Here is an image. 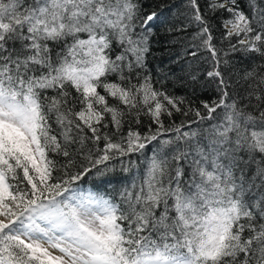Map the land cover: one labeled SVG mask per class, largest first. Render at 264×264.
Instances as JSON below:
<instances>
[{"label": "snow or ice", "instance_id": "obj_1", "mask_svg": "<svg viewBox=\"0 0 264 264\" xmlns=\"http://www.w3.org/2000/svg\"><path fill=\"white\" fill-rule=\"evenodd\" d=\"M0 264H264V0H0Z\"/></svg>", "mask_w": 264, "mask_h": 264}, {"label": "trees", "instance_id": "obj_2", "mask_svg": "<svg viewBox=\"0 0 264 264\" xmlns=\"http://www.w3.org/2000/svg\"><path fill=\"white\" fill-rule=\"evenodd\" d=\"M145 5V11H157L158 13L163 12L169 16H176L183 12L185 0H143ZM170 10V11H169ZM165 33L161 28L158 33L157 40L154 43V53L152 57V62L158 67L164 69H172L174 71V76L171 78L172 83L175 84V88L170 87V91H175L177 93H182L184 90L180 87L176 80L178 77L182 76L184 73L180 71L181 64L173 61L171 58L176 55L177 49L167 45L161 37H164ZM132 173H123L117 170L116 173H113L114 182L110 185H107V189H111L119 186L118 181L125 177L131 176ZM81 186L86 190L100 191L104 192L105 186L101 185L99 188H93V179L91 177H86L84 181L80 182ZM127 183V181H125Z\"/></svg>", "mask_w": 264, "mask_h": 264}]
</instances>
